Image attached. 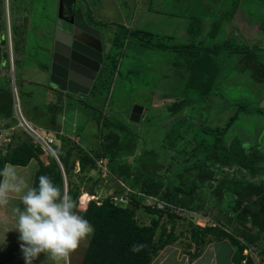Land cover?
<instances>
[{
  "label": "rangeland",
  "instance_id": "rangeland-1",
  "mask_svg": "<svg viewBox=\"0 0 264 264\" xmlns=\"http://www.w3.org/2000/svg\"><path fill=\"white\" fill-rule=\"evenodd\" d=\"M28 1L31 0H0V86H7L8 89H10L12 96L15 97L19 101V107L21 110V113L25 116L24 119L29 122L28 116L30 118H36L37 123L35 121L33 123L29 122L31 124V127L35 129L44 128V121L40 118L38 113L34 111L35 102L32 103L33 106H22V102L20 100L19 89L22 91H25L27 95H29L30 91L32 93H38L37 97H42V93L46 94V90L39 88V86H23L20 81V76L22 75V78L27 80H33L37 81L35 69L39 70L38 64L44 63L46 60V52L43 50L44 47L47 48L46 42L38 41V38L36 40L38 41V46H35L33 44L32 46H35V52H26V54H29V56L22 57L21 63L15 60V53H16V47L14 45V40L16 38L25 37L26 33L30 30L34 31V29L47 31V33L53 35V25L54 21L57 17L58 13V0H52L54 1V8H51V6L48 4L49 10L46 12V14L49 12L51 14V9L56 10V14L54 16V21L50 25L46 23V20L42 21V25L37 23L38 19H35V15L31 18H28L26 16V8L28 5ZM34 1V0H32ZM39 3H42L43 0H37ZM51 1L47 0L46 2ZM161 4V8L165 11L170 12V8L175 5L178 8L179 15L182 16L184 12V16L186 14H189V10L185 9V7H190L192 11L194 12V8L197 7V4L203 3L204 9L207 8V5L210 7L208 10L214 9L213 2H216V12L215 17L212 22L216 23L218 25H221V23L224 21L226 22L227 18L230 17L231 13H235V17L238 15H241L239 11H242L245 13L244 15H247L246 17H243L241 15V18L243 20H246L247 22L253 24L257 23L262 25L261 29L256 31L255 35H252V41H249L246 43H240L245 46L246 48H249L250 50H253L255 57L257 58L258 62L262 65H264V53L261 49H258L261 44L264 46V0H163ZM213 1V2H212ZM7 2V4H6ZM35 2V3H34ZM32 3L33 5L36 4V0ZM111 5H114L113 3ZM248 8L249 11L244 10L245 8ZM169 9V10H168ZM184 9L186 11H184ZM174 10V9H171ZM241 12V13H243ZM44 13L43 10L40 11V15ZM110 17H107L103 13L100 12V10L96 9L95 14L100 16L101 18H114L115 20H118L119 15L116 12L115 8L109 10ZM83 15V14H82ZM45 19V14L42 15ZM51 16V15H50ZM86 16V15H85ZM49 17V16H46ZM84 18V16H83ZM87 20L89 19L88 16L85 17ZM43 20V19H42ZM85 20V19H84ZM98 20V19H96ZM31 21V24H30ZM101 21V20H99ZM181 21V20H180ZM178 20V22H180ZM101 24V23H100ZM29 25H32L31 27ZM115 25V24H114ZM29 26V27H28ZM102 32L103 38H105L107 35L110 34L111 26H108V30L104 29V27L96 25ZM118 26L117 24L115 25ZM255 26V25H254ZM178 30V33H172L175 34L174 36L177 39L176 41H171L172 38H169L166 41V45H183L188 42V40H184L185 33L183 32V28L180 26L173 27L171 31ZM98 30V29H97ZM182 30V32H181ZM18 33V34H17ZM112 33V32H111ZM116 32L115 34H117ZM205 34V32H203ZM202 34V36L204 35ZM201 35V34H200ZM110 36V35H109ZM108 36V37H109ZM107 37V38H108ZM147 37V36H145ZM28 38V37H27ZM51 41V40H50ZM127 41V40H126ZM165 42V41H164ZM162 44H165V43ZM226 40L223 38L222 35L217 36L216 39L214 38L213 41L207 42L206 45L212 46L213 44H220L224 43ZM233 45V48L242 47V45H236L234 42H231ZM132 44H126L124 45L119 52H116L115 54V60L118 61L119 67L113 68V76L109 78V80H105L104 82V89H103V95H98L95 97H90L83 95L79 99L80 101H83L84 103H80L79 100H76L77 102H69L71 100H67V106L65 109H63L62 113H59L57 115L58 123L60 121L61 130L58 132L59 135H56L54 137V142L49 145L50 148L53 150L55 155L58 157L62 156L66 150L71 149L73 147H77L76 151H71V157L69 158V162L71 164H74L73 169L68 171L67 175L65 176V183L67 186V182H69V186L72 189H76L78 191V197H77V204L78 209L77 210H84L86 208V205L89 201H94L96 204L101 203V201L109 196L112 193V186L110 184L109 179L106 177H102L100 173L93 174L91 172V169H87L83 172H79V164L76 161L78 153L80 150H96L100 146V142L98 140V136L100 134L99 126L97 125L96 119L104 120L103 116H111L114 117V119L121 124H123L130 132H132L140 141L143 143H146L148 148L155 150L159 154V161L165 167L166 165L172 164L173 166L169 170V175H171L173 172L179 173L180 170H177L178 167H186L188 161L192 162V159L195 160L198 157H202V155L206 152L204 149L207 145L213 143L214 138L216 137L217 132L216 128H222L225 126L226 122L229 121V119L234 118V122L231 124V129H237V127L242 126L244 129L250 131V126L255 125V116H260L264 118V107L262 106L264 103V78L260 75H255L253 73L254 69L250 70L249 67H247L248 62L247 60H241L239 61L238 56L230 54L228 50H224L228 47L227 45H222L221 49L222 51L213 52L211 54V58L216 64V67L219 69V73L217 75V88L213 92L214 94L206 97L205 99L201 98L198 99L196 97V94L194 92H181L184 97L189 101L188 106L183 110V117L184 119L188 120L189 126L186 127L185 123L180 121H172V123L168 124V128H166V125H163L165 123L164 121L158 122L160 118H163L166 116V109L163 110V106L160 105L161 99H166V96H164L167 88V94L175 95L173 94V91L171 90V87L176 82V71L177 67H175L173 62L178 61L179 63L184 62V57H176V53L172 51H163L158 49H151L149 48L150 52H148L151 55V58L154 62H157L159 60V56H164V59L172 60L170 63L168 62L165 67L162 69L167 70L166 77L160 81L159 84H157V75L153 74L154 71L149 75L148 78L152 79L150 80V83L146 86L143 85L140 81L134 79L131 74H127V71L125 68L127 67L128 60H125L126 52L128 49H131ZM204 46V44H203ZM261 47V46H260ZM49 48V46H48ZM163 51V52H161ZM125 56V57H124ZM217 56V57H216ZM231 57L233 58V63L231 61ZM221 59L225 60V64H223ZM123 61V62H122ZM239 61V63H238ZM122 62V64H121ZM214 64V66H215ZM124 69V70H122ZM228 71V73L224 74V71ZM165 75V73H164ZM163 75V76H164ZM228 77H225L227 76ZM257 78L258 80L254 79L253 77ZM46 77V76H45ZM12 79V81H11ZM47 79V77H46ZM18 81V82H15ZM13 83V84H12ZM17 83V84H15ZM48 83V80H47ZM143 89V93H145V90L150 93V95H153L154 98V105L153 108L150 110V114L147 113V119L139 122L134 123L129 121L127 118V115L129 117L130 110L133 105H140L141 103H144V97L141 96V91ZM162 94V95H161ZM36 97V96H35ZM212 97H219V101L222 104V109H215L216 105H213L211 107V104H213L214 100ZM15 99V100H16ZM35 99V98H33ZM56 99V98H54ZM217 99V98H216ZM215 99V100H216ZM57 100V99H56ZM173 100L171 99V96H169L168 102L171 103ZM70 103V104H69ZM160 106L162 107L160 109ZM225 108V110L223 109ZM31 109V110H30ZM94 109V110H92ZM195 109V113L192 112ZM198 112H197V111ZM22 115V116H23ZM64 115V120L61 121L62 117ZM248 116L247 118H245ZM237 118V119H236ZM15 130L14 132L11 131L9 133H0V158L4 156H10L18 147L25 144L26 142H33L34 144L40 145V147L43 150V154L39 155V159L44 164H47L48 162V155L50 154V150L43 145L41 140L38 137H35V135L30 132L25 125L18 122V120L15 118ZM79 122L76 123V133L74 134L75 137H68V131L71 129L72 124H75V121ZM157 121V122H156ZM62 122V125H61ZM80 124V126H79ZM202 124V125H200ZM241 124V125H240ZM21 125V126H20ZM261 125V123H260ZM259 125V127H260ZM24 126V128L22 127ZM166 126V127H165ZM184 126V131H182L183 138H186L187 141H180L178 142V145L172 149H170V154L166 158V146L169 143V137L172 136L173 131L171 130L179 127ZM211 127H214L215 129L209 130ZM85 128V129H83ZM230 128V127H229ZM45 129V128H44ZM231 131V130H229ZM181 133V134H182ZM210 133H213L210 134ZM77 135L80 137V143L78 144ZM228 133H224L223 140L227 141L229 139ZM211 136L212 138H210ZM214 136V137H213ZM255 140V137H253ZM232 139V138H230ZM229 139V140H230ZM142 140V141H141ZM189 140V141H188ZM253 140V141H254ZM262 138L258 136V141L260 147H262ZM224 141V142H225ZM212 142V143H211ZM234 142V141H233ZM204 146L203 150L193 152L192 148L197 150V147L199 144ZM256 143V141L253 142ZM264 143V142H263ZM197 144V145H196ZM242 145H245L241 139L238 141L237 145L233 144V147L241 148ZM202 146V147H203ZM256 146V144L254 145ZM78 147L80 150H78ZM182 149H184L185 154L181 152ZM233 149V148H232ZM195 150V151H196ZM180 153L178 154V152ZM187 151H192L191 155H188ZM208 151V150H207ZM236 154L237 151L233 150ZM245 151V150H243ZM258 151V149H257ZM240 152V150L238 151ZM95 154V153H93ZM200 154V155H199ZM181 155V156H180ZM170 158V159H169ZM166 159H169V161H166ZM123 160V159H122ZM121 160V161H122ZM130 164V163H128ZM27 167L24 170H20V172H24V175H29V180L32 176H34L35 169L37 170L38 164L35 159H31L27 165ZM109 166V164H108ZM60 170V169H59ZM239 175V177H243L240 174V170H233L232 172H236ZM61 172V171H60ZM91 172V173H90ZM225 169L222 167L217 168V171H214L215 177H221V175L224 174ZM65 175V172H64ZM96 175V176H95ZM166 175V174H165ZM195 175V171L188 172L187 175H183L184 182L188 185H191L192 177ZM62 177V174H61ZM172 177V175L170 176ZM218 179V178H216ZM28 180V181H29ZM174 182H176L175 179H173ZM30 185L33 186V180ZM213 184H205L201 187H198V194L200 197H203L205 195V199H209L208 195V189L211 188ZM62 188V187H61ZM63 189V188H62ZM93 194V195H91ZM204 194V195H203ZM203 198V199H204ZM13 202V201H12ZM114 202L117 205H120L122 207H129L126 202L121 201L119 196L114 197ZM15 204V203H14ZM143 204L146 207H151L152 205H156L154 201H147L144 200ZM210 202V204L204 203V211L200 212L199 214L201 216H208L207 214H211V212H217L219 207L213 206ZM161 205H156V208L160 207ZM222 208V207H221ZM216 209V210H215ZM226 208H222L221 210H225ZM162 217L160 219V226L165 229L166 233L169 230H172L173 234L176 235L178 241L181 243L180 247L184 250L188 249L187 245L190 246V248H193L192 246L194 243L190 240L191 232L193 231V227L198 226L196 225V221L200 220V217L198 216H192L187 212H174L173 210H169L168 212L163 211ZM172 215L174 217L173 220H168L167 216ZM210 217V215H209ZM156 215L149 214L146 212L144 208H140L135 211L134 219L136 223L140 226H146L150 224L151 219H155ZM202 218V217H201ZM208 227V226H206ZM161 233V230L158 229L155 235V240H157L158 235ZM12 234L11 239L8 241V244L3 249H0V261L1 262H11V260H15L16 256L15 254L21 253V251L16 250V244L15 242H12V247L9 248L10 242L13 241V238H15ZM0 238L1 233H0ZM208 238V237H207ZM206 238V240H207ZM88 238L87 240L83 241L78 248V250L75 252L76 254H72L71 256V264H76V255L78 258H81L84 254V250L89 242ZM193 243V244H192ZM9 245V246H8ZM221 247H225L223 244H217L215 247L217 252L220 250ZM9 249V250H8ZM200 246H195L194 251H189L187 253H196L198 255V251H200ZM7 251V252H5ZM15 251V252H14ZM5 253V254H3ZM7 253V254H6ZM12 253V254H11ZM8 254H10L8 256ZM22 254V253H21ZM13 255V256H12ZM18 261L16 262L18 264H25V261L23 259V256L17 257ZM23 259V260H22ZM50 263V261H47ZM33 264H41L38 263V259L33 261Z\"/></svg>",
  "mask_w": 264,
  "mask_h": 264
},
{
  "label": "trees",
  "instance_id": "trees-1",
  "mask_svg": "<svg viewBox=\"0 0 264 264\" xmlns=\"http://www.w3.org/2000/svg\"><path fill=\"white\" fill-rule=\"evenodd\" d=\"M117 28L120 33H117L112 40L113 50L105 56L103 69L112 70L114 67L116 68L117 60H115V54L121 50L124 43L127 44L124 41L127 38L128 40H134L140 46L172 51L176 53V56L184 57V62L175 61L172 64L177 67L176 82L172 86V91L176 98L166 107V115L168 116H178L188 106L189 101L182 96L181 92L183 91L187 93L194 92L198 99L214 94L213 92L217 88L218 80L216 77L219 69L212 60L211 54L222 51V45L231 47L224 49L231 54L234 52L242 54V60L250 59L254 64L252 67L254 69L253 73L255 75L261 74L264 78V65L258 62L253 50L244 46L233 48L230 41L220 44L216 43L211 47L206 44L203 46L204 43L202 41H197L202 32L198 19L187 28L188 42L183 45L162 44L152 40L153 36L145 37V35H140L138 31L128 30L121 25H118ZM220 28L221 25L213 23L206 37L214 39ZM14 45L17 47L16 42H14ZM12 104L13 97L10 89L0 90V117L6 118L10 123L15 121ZM34 111L43 119L45 129L54 132L55 135H59L58 132L61 126L57 122V115L63 111L61 105H35ZM103 117V121L98 119L99 117L96 119L100 129L101 144L99 149L96 150L94 155H91L78 147L80 152L76 161L79 164V172H83L87 169L94 170L96 168L95 158L103 157L108 159L110 175L106 178L109 179L113 190L101 203L96 204L94 201H89L84 210H78L90 221L94 228L80 264H151L160 250L177 240L172 230L166 233L165 229L160 226L162 212H168L171 209H178L182 212H199L203 210L204 204L199 201L201 198L198 194V187L214 182L216 184L210 195L218 202L222 200L224 191L234 196L232 209L236 213V222L242 226H245L246 223L249 224V229L252 227L261 229V224L259 223L263 222L264 219L261 218V222H259L258 215L264 213V179L257 183L250 179L221 178L215 180L213 172L208 169V163H217L219 166L238 165L248 171L250 178L260 173L264 175V167L259 166L261 162H264V156L259 155L257 149H253L244 155L238 152L236 154L230 148V145L226 148L223 135L234 122V118L229 119L224 127L216 128V131H213L217 133H215L216 137L209 151H207L209 146L207 145L204 148L201 143L196 146L197 150L192 148L196 154H198L197 151H201L203 148L206 152L202 157H198L195 160L192 159V162L188 161L189 164L186 167L180 170L179 173L173 174V177L177 179L174 182L159 175V172L164 170V166L160 163L159 154L155 150L148 148V146H141L137 149L139 141L132 132L114 118L110 116ZM28 118L31 123L34 121L35 123L38 122L34 117L30 118L28 116ZM185 129L184 127H179L177 130L175 128L171 129L174 131L172 136L169 137V143L166 146L167 151L176 147L178 142L187 141L185 140L186 138L182 137V131ZM104 130L106 132H103ZM210 134L213 135V133ZM237 143V141L233 142L236 145ZM76 149L77 147L72 146L62 156H58L65 176L68 171L73 169L74 164L69 162V158L71 157V151H76ZM137 150L138 152H136ZM181 152L183 153L182 155L185 154L184 149ZM187 152L188 155L193 153L192 151ZM40 154H43L40 145L26 142L10 156L0 158V168L6 164L25 167L31 159H35L38 167L34 174L33 186L38 184L40 175H47L55 184L63 188V179L55 159L48 155V162L44 164L39 159ZM240 155H242V158H240ZM127 157H133L131 165L124 160L120 162L121 159ZM191 171H195V177L191 180L192 184L188 185L182 177ZM69 185V182H67V192L77 201L79 193L76 189L70 188ZM115 196H121L129 207L117 205L114 202ZM147 197L155 199L154 203L157 202L161 206L156 208V204L145 208L143 201ZM140 208H144L149 214L156 215L155 219H151L149 225L140 226L136 223L134 214ZM167 218L168 220L174 219L172 215H168ZM158 229L161 230V233L155 240ZM208 236L228 238L236 247V263L252 264V259L248 255L243 254L245 249L251 248V244L248 243L245 236L226 233L216 225L208 227L195 226L191 232L190 240L196 245H203ZM259 252L263 255L264 260V248ZM196 256V253L191 255L192 258ZM0 264L6 263L0 262Z\"/></svg>",
  "mask_w": 264,
  "mask_h": 264
},
{
  "label": "crops",
  "instance_id": "crops-1",
  "mask_svg": "<svg viewBox=\"0 0 264 264\" xmlns=\"http://www.w3.org/2000/svg\"><path fill=\"white\" fill-rule=\"evenodd\" d=\"M35 1V0H34ZM34 1H28V5L27 8L25 10L26 12V16L28 18H31L30 16H34L35 15V19L37 18L38 21L37 23H39V25H42V21L46 20V23L48 25H50L51 23H53L54 21V16L56 14V10L55 9H51V14H49V12L46 14V12L49 10L48 4L51 6V8H54V1H48L47 0H43L42 3H39L36 0V4L37 5H33L32 3ZM215 1V0H213ZM212 1V2H213ZM62 4V7L64 6L65 9H74L76 6H79V8L81 9V12L84 16L85 21L92 27L96 28L99 30L100 35H101V43H102V50H103V63L105 62V56L111 51L113 50V46H112V40L114 39L116 32L120 33V31L118 30V28L115 26L117 25H121L125 28H127L128 30L131 31H138L140 33V35H145V36H153L152 40L154 41H158L160 43H166V41L169 38H172L171 41H176V37L174 36L175 34L172 33H178V30H174L171 31V29L173 27H178L180 26L181 28H183V32L185 33V38H183L184 40H188V36H187V28L189 27V25L191 23H193L196 19L199 20V24L201 25L202 28V32L201 35L197 38V41H202L204 43V45L207 42L213 41L214 39H208L206 37L211 25L213 24V20L215 17V8L217 3L213 2L214 5V9L211 8V10H208V8H210L207 5V8L204 9L203 3H199L197 4V7L194 8V12L192 11V9L190 7H185V9L189 10V14H186L184 16V12L183 14H181L182 16L179 15L178 12V8L177 6L173 5L170 8V12L169 11H164L161 8V4L162 2H164L163 0H58V3ZM35 3V2H34ZM114 5H111V4ZM59 8V6H58ZM116 10V12L119 15L118 20H115L114 18H107L110 17V13L109 10L110 9H114ZM264 8V7H262ZM98 9L100 10L101 13H103L104 15H106L107 17L105 18H101L99 14L96 15L95 14V10ZM174 9V10H171ZM184 9V11H186ZM43 10L44 13H42L41 15L39 14L40 11ZM169 10V9H168ZM244 10L249 11V9L246 7ZM241 12L242 9H241ZM239 11V13L241 15H243V17H246L247 15H244L245 13H241ZM45 14V19L42 15ZM51 15V16H50ZM88 16V20L85 18L86 16ZM235 13H231L230 17L227 18L226 22H222L221 23V28L217 34V36L222 35L223 38L226 41H230V42H234L237 43L236 45L240 43H248L249 41H252V35L256 34V31L261 29L260 24H258V22L255 24H251L249 22H247L246 20H243V18H241V15H238L237 17H235ZM49 16V17H46ZM33 18H31L32 20ZM43 19V20H42ZM98 19V20H96ZM101 20V21H99ZM178 20L180 22H178ZM101 23V24H100ZM31 24V21H30ZM115 24V25H114ZM102 26L104 27V29L108 30V26L110 25L112 28L110 32V36L107 35L106 40L105 38H103V34L101 32V30L96 26ZM255 25V26H254ZM30 27L32 25H29ZM28 26V27H29ZM181 30V32H182ZM205 32V34L203 33ZM202 34H204L202 36ZM139 36V34H137ZM109 36V37H108ZM216 36V37H217ZM264 36V33H263ZM28 37V38H27ZM49 33H47V31L42 32V30H38V29H34V31L30 30L28 32V34L26 33L25 37H21V38H16L14 41L16 42V53H15V60L18 61L19 63H21L22 61V57L25 58L26 56H29V54H26V52H35V46H38V41H43L46 42L47 45L50 47V39H49ZM108 37V38H107ZM215 37V39H216ZM36 38H38V41L36 40ZM151 38V37H150ZM127 40V41H126ZM127 44H132L131 49H128V51L126 52V57L125 60H128V64L127 67L125 68V70L127 71V74H131L133 76V78L138 81H140L141 83H143L144 86H146L147 84L150 83V78H148L149 73L151 74L154 71V75L156 73L157 75V84L160 83V81H162L163 78L166 77V72L167 70L162 69L163 67H165L167 65V63L171 62L172 60H167L164 59L165 54L161 57L159 56V60L157 62H154L151 58V55L148 53L150 52L149 48L147 47H143L140 46L137 42H135L132 39H125L124 40ZM33 44H35V46H32ZM243 45V44H239L242 46H247V45ZM124 45H126L124 43ZM123 45V46H124ZM47 48L44 47V49H42L43 54H44V50L47 53ZM122 46V47H123ZM261 46V47H260ZM259 46L258 49H261L262 52L264 53V46L263 44H261ZM121 47V48H122ZM112 48V49H111ZM163 52V51H161ZM229 52V51H228ZM230 53V52H229ZM231 54V53H230ZM45 55V54H44ZM233 55H237L239 61L242 60L243 55L239 54V53H233ZM25 56V57H24ZM46 56V60L44 63H40L38 64V67L40 68L39 70L33 68L35 70L36 73V77H37V81H33V80H27L22 78V75L20 76V81H22L21 83L23 84V86H28L29 85H33V86H39V88L45 89L46 90V94L42 93V97H37L38 93H32V91H30L29 95L25 94L27 92L22 91L19 89V95H20V100L22 102V106L26 105V106H33L32 103H34L35 105H42V104H57V105H61V107L63 109H65L67 106H65V104H67V100H71L69 102H77L76 100H79L81 98V96L83 97V95L79 94V95H73L70 98L65 96V95H61L59 93L55 91H51L52 86L47 83V75L44 71H46V65H47V55ZM30 57V56H29ZM176 57H180V56H176ZM217 57V56H216ZM233 58L231 57V61L233 63ZM220 61L225 64V60L220 58ZM238 61V63H239ZM123 62V61H122ZM121 62V64H122ZM248 65L247 67L250 68V70H252L253 67V62L250 61V59H247ZM119 67L118 61L116 63ZM234 64V63H233ZM103 64L100 67V70L98 72V74L96 75V78L92 84L91 89L89 90L88 94L86 96L90 97H95L98 95H103V89H104V82L105 80H109V78H111V76H113V70H106L103 69ZM117 67V66H116ZM124 70V69H122ZM224 74L228 73V71L225 72V70L223 71ZM165 73V75H164ZM164 75V76H163ZM46 76V77H45ZM163 77V78H162ZM225 77H228L225 76ZM253 77V76H252ZM254 79L258 80L257 78L253 77ZM104 86V87H103ZM7 86L3 87L0 86V90L2 89H6ZM173 87H171L172 90ZM169 88H167L166 92L164 93L166 96V99L162 98L161 99V103L160 105L163 106V110L161 111H165L166 107L170 104L168 102L169 100V96H171V99L174 100L176 98L175 95L172 94H167ZM141 96L144 97V103H141L139 106L142 107V114H141V118L140 121H143L145 119H147V113L150 114V110L153 108L154 105V98L153 95L151 96L150 93H148L145 90V93H143V89L141 91ZM162 95V94H161ZM36 96V97H35ZM183 96V95H182ZM35 98V99H33ZM56 98V99H54ZM214 100L213 104H211V107L213 105H216L215 109H222V104L219 101V97H212ZM217 98V99H216ZM205 99V98H203ZM216 99V100H215ZM80 101V100H79ZM80 103H84L83 101H80ZM70 104V103H69ZM137 105V104H136ZM13 106V104H12ZM160 106V109L162 108ZM13 109V107H12ZM223 109L225 110V108L223 107ZM31 110V109H30ZM185 110V109H184ZM195 109L192 111L194 112ZM197 111V110H196ZM183 112L182 111L180 113V115L178 116H168L166 115L163 118H160L158 120V122L160 121H164L165 123H163V125H166L165 127L168 128V124L172 123V121H180L183 123H185V125H189L188 124V120L184 119L183 117ZM198 112V111H197ZM195 113V112H194ZM14 114V111H13ZM111 117V116H110ZM248 116H246L245 118H247ZM114 118V117H112ZM127 118L129 119L128 115ZM237 119V118H236ZM63 120V122H65L64 120V115L61 119V121ZM255 120V125L250 126V131L246 130V128L244 129V127L239 126L237 127V129H231L230 128L225 132L230 134L229 135V139H228V143L231 146L230 148L232 149V144L233 141L234 142H238L241 141L245 144L242 145L241 148H239L240 152H238V148L233 147V150H237L238 153L240 154H248L249 151L253 150V149H258V154L259 155H263L264 156V118L260 117V116H255L254 118ZM75 121V124L73 123L71 126V129L68 131V137L72 138L75 137L74 134L76 133V123L79 122ZM15 121H13V123H10V121L8 122V120H6V118L0 117V133H9L11 131L14 132L15 130ZM58 122V119H57ZM138 122V123H139ZM157 122V121H156ZM261 123V125H260ZM60 124V121H59ZM62 125V122H61ZM202 125V124H200ZM241 125V124H240ZM260 125V127H259ZM80 126V124H79ZM184 127V126H183ZM61 128V127H60ZM62 129V128H61ZM60 129V130H61ZM85 129V128H83ZM215 129L214 127H211L209 130ZM231 130V131H229ZM103 132H106V130H104ZM258 136L260 138H262L261 142H262V147H260L259 145H257L259 143L258 141ZM210 138H212L211 136H209ZM214 137V136H213ZM255 137V140L254 138ZM99 142L101 143L100 140V136L97 137ZM77 139H78V144L80 143V137L77 135ZM139 140V139H138ZM256 141V143H254V145L256 144V146L253 145V142ZM142 141V140H141ZM225 141V140H224ZM212 143V142H211ZM226 148L228 147L227 141L224 142ZM141 146H147L146 143L142 142H138V148ZM212 144L209 145L208 147V151L211 148ZM100 147V146H99ZM99 149V148H98ZM83 151L90 153L91 155H94L93 153H96V150H84ZM245 150V151H243ZM138 152V150L136 151ZM166 154V158L167 156H169L170 154L172 155V153L168 150L165 151ZM181 156V155H180ZM132 158L133 157H127V158H123L124 161H126L127 163H130V165L132 164ZM240 158H242V155H240ZM170 159V158H169ZM169 159H166V161H169ZM108 160V159H107ZM122 160V159H121ZM120 160V162H121ZM122 160V161H123ZM12 165V164H10ZM15 166V165H14ZM164 166V170H162L161 172H159V175L165 177V179L167 178L168 180H173L176 179V177H173V174L175 175L176 172H173L171 175L172 177H170L171 175H169V170L171 169V167L173 166L172 164L170 165H166L167 167ZM260 167H264V162H261L259 164ZM27 166L25 167H21V166H16V170L18 172V174L29 184L32 182L34 176L31 177V179L29 180V175H24V172H20V170H24ZM219 167H222L223 169H225L226 172H224L223 175H221V177H215V173L214 171H217V168L219 169ZM184 167H178L177 170H182ZM208 169L210 171L213 172V177L215 180L221 179V178H228V179H243V180H252L254 182H258L261 181L262 179H264V175L262 173L257 174L256 176L250 178L248 171L244 168H242L241 166L238 165H227V166H219L217 163H208ZM240 170V174L243 177H239V175L236 172H232L233 170ZM36 171V169H35ZM91 172L93 174H98L99 172L97 171V169L95 168L94 170H91ZM90 172V173H91ZM35 174V172H34ZM166 174V175H165ZM95 175V176H96ZM195 175L192 177V179H194ZM218 178V179H216ZM29 180V181H28ZM213 186L211 188H209L208 190V195H209V199H205V195L203 197H200L201 199L199 200L201 203H206V204H210V202L212 204H214L213 206L215 207H219V209L217 210V212H211V214H207L208 216H201L199 212H188L185 211L187 213H189L190 215H194V216H198L200 217V220H197L195 223L196 225H198L199 227H205V226H218L220 227L223 231H225L226 233H234V234H239V235H243L246 237L248 243L251 244V248L252 249H256V250H261L262 248H264V220L263 222L260 221L261 218L264 219V213L260 215H258V220L259 224H261V229L259 230L257 227H252V228H248L249 224H245V226H242L241 224L236 222V213L233 211L232 209V201L234 199V196L229 194L228 192L224 191L223 195H222V200L220 202H218L213 196L210 195L211 191L213 190V188L215 187V182L212 183ZM30 185V184H29ZM32 186V185H30ZM209 186V184H208ZM200 196V195H199ZM204 198V199H203ZM13 203H19V198L17 196H13L11 197ZM204 206V205H203ZM226 208L225 210H221L222 208ZM216 210V209H215ZM257 211V210H256ZM255 211V212H256ZM260 211V210H259ZM210 215V217H209ZM202 217V218H201ZM2 221V223H1ZM0 233H1V237L3 236L4 229H12L15 227V220L14 218L10 215L9 210L7 208H0ZM12 234L14 236H16L15 238H13V241L10 242V247H12V242L16 244V250L19 252L20 250V242L18 239V233L12 231L9 232L7 234V243L8 241L11 239ZM180 242L177 240H175V242H173L170 245L165 246L162 250H160L156 257L153 259V261L151 262V264H237L235 261V254H236V247L232 244V242L228 239V238H215L213 236H208L207 240L205 241V243L203 245H196L193 244L192 246H200L201 250L198 251V255L195 258H192L191 255L194 253H187L189 251H194V247L190 248L189 245H187L186 250H184L185 248H181L180 247ZM217 244H223L225 247H221L220 250L217 252L216 250V246ZM86 249V248H85ZM85 251V250H84ZM74 254H76L74 252ZM16 259L15 260H11V262H6V264H18L16 262V260L18 261L17 257H21L22 254L18 253L15 254ZM83 257V255H82ZM81 258H78V256L76 255V264H80L81 262ZM1 262V261H0ZM35 262V261H34ZM4 263V262H3ZM38 263L41 264H52V262H47L46 261V257L41 254V256L38 258Z\"/></svg>",
  "mask_w": 264,
  "mask_h": 264
},
{
  "label": "clouds",
  "instance_id": "clouds-1",
  "mask_svg": "<svg viewBox=\"0 0 264 264\" xmlns=\"http://www.w3.org/2000/svg\"><path fill=\"white\" fill-rule=\"evenodd\" d=\"M13 196L19 203L12 202ZM0 208H7L15 220L14 228L3 230L0 249L7 246L9 232L18 233L25 264H33L41 254L52 264H71L72 254L94 232L90 221L77 210V201L67 186L62 192L47 175H40L38 184L30 186L14 165L0 168Z\"/></svg>",
  "mask_w": 264,
  "mask_h": 264
},
{
  "label": "water",
  "instance_id": "water-1",
  "mask_svg": "<svg viewBox=\"0 0 264 264\" xmlns=\"http://www.w3.org/2000/svg\"><path fill=\"white\" fill-rule=\"evenodd\" d=\"M49 39L51 41L46 53L47 65L44 71L48 83L57 93L69 98L73 95H87L103 64L99 30L84 20L79 6L69 10L62 7L60 2L53 25V35L50 34ZM262 106L264 107V103ZM141 114L142 107L133 105L129 113V121L138 123ZM49 150L59 166L63 191H66L62 166L55 153Z\"/></svg>",
  "mask_w": 264,
  "mask_h": 264
},
{
  "label": "built area",
  "instance_id": "built-area-1",
  "mask_svg": "<svg viewBox=\"0 0 264 264\" xmlns=\"http://www.w3.org/2000/svg\"><path fill=\"white\" fill-rule=\"evenodd\" d=\"M13 84V83H12ZM15 97H13V106H14V115L15 118L18 120V122L21 124V121L19 119V117L17 116V112H16V104H15ZM18 102V106H19V101ZM20 111V108H19ZM20 116L22 118V123L25 125V127L32 132L35 137H38L41 142L43 143V145L49 149L50 146L53 142H54V137H55V133L47 131L45 129H33L31 127V124L29 122H27L24 117H22V113L20 111ZM21 126V125H20ZM24 128V126H22ZM52 150V149H51ZM95 162V166L98 170V172L101 174L102 177H108L110 175L109 173V167H108V160L106 158L103 157H97L94 159ZM121 201H125L122 197L120 198ZM145 200L147 201H155V199L151 198V197H147ZM160 205V204H158ZM174 212H178V209H171ZM260 250H256V249H252V248H247L244 250L243 254L244 255H248L251 259H252V264H264V260H263V255L259 252ZM244 263V261H243Z\"/></svg>",
  "mask_w": 264,
  "mask_h": 264
},
{
  "label": "bare ground",
  "instance_id": "bare-ground-1",
  "mask_svg": "<svg viewBox=\"0 0 264 264\" xmlns=\"http://www.w3.org/2000/svg\"><path fill=\"white\" fill-rule=\"evenodd\" d=\"M15 104H16V112H17V116L19 117V119L22 121V118H21V116H20V111H19V106L17 105L18 104V102H17V99L15 100ZM23 117V116H22ZM27 127V126H26ZM1 223H2V221H1ZM1 226V225H0ZM8 244V243H7ZM9 246V245H8ZM12 246V245H11ZM9 248H10V246H9ZM11 249V248H10ZM9 250V249H8ZM5 252H7V251H5ZM15 252V251H14ZM3 254H5V253H3ZM7 254V253H6ZM12 254V253H11ZM10 254H8V256H9ZM13 256V255H12ZM23 260V259H22ZM23 264V263H22Z\"/></svg>",
  "mask_w": 264,
  "mask_h": 264
}]
</instances>
